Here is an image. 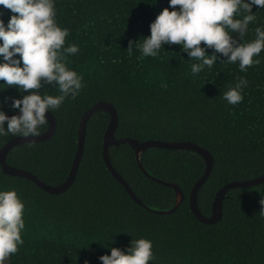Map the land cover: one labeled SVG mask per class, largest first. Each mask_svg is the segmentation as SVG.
Here are the masks:
<instances>
[{
  "label": "trees",
  "instance_id": "16d2710c",
  "mask_svg": "<svg viewBox=\"0 0 264 264\" xmlns=\"http://www.w3.org/2000/svg\"><path fill=\"white\" fill-rule=\"evenodd\" d=\"M166 6L168 0H55L57 22L69 28L65 46L78 45L76 53H65V63L82 76L83 86L52 111L56 121L52 135L15 144L6 153L7 163L45 183L61 184L77 152L81 116L104 100L117 110L116 137L192 141L211 152L213 166L198 191V205L205 215L211 214L216 192L226 183L262 174L264 49L258 54L260 62L247 71H241L238 63L223 62V54L218 53L217 62L196 74L190 66L197 61L177 43L165 44L156 57L141 56L136 44L129 54V40L142 41L149 35L150 22ZM251 11L255 19L249 22L245 41L254 38L257 26L264 29V8L254 5ZM11 14L0 6L5 23ZM240 14H245L243 9ZM232 35L242 39L239 33ZM205 51L212 54L214 49ZM240 77L247 81L242 100L228 104L223 93ZM3 87L0 98L9 100L0 108L6 113L19 110L10 107L11 97L31 91ZM44 87L58 94L54 86ZM46 120L37 134L48 129ZM109 121L105 109L91 114L75 179L61 192L50 193L28 177L4 172L0 165V189L15 188L25 203L23 244L5 264H84L85 260L102 264L98 257L110 247L126 250L132 239L142 236L152 241L154 260L147 264H264V216L259 213L264 181L230 188L221 219L205 223L194 214L189 200L205 172L202 154L151 146L141 153L146 171L176 183L184 193L175 210L156 212L174 206L175 188L146 175L129 143L110 145L113 166L145 205L133 199L104 160ZM18 135L0 136V149Z\"/></svg>",
  "mask_w": 264,
  "mask_h": 264
},
{
  "label": "clouds",
  "instance_id": "9594fccd",
  "mask_svg": "<svg viewBox=\"0 0 264 264\" xmlns=\"http://www.w3.org/2000/svg\"><path fill=\"white\" fill-rule=\"evenodd\" d=\"M254 5L264 8V0H168V6L150 22V34L139 43L130 39L127 50L131 54L136 44L141 56L156 57L162 46L177 43L197 61L190 66L192 74L211 67L219 59L218 53L223 54V62L238 63L241 71H247L248 66L260 62L258 54L264 49V29L260 26L255 28L253 39H243L249 22L255 19L251 11ZM0 6L12 13L6 23L0 16V90L4 85L15 86L21 93L31 90L10 98V107L19 109L18 114L8 115L0 108V136L36 135L47 123L46 109L52 112L83 86L82 76L65 63V53H76L78 45L65 46L69 28L57 22L55 0H0ZM240 9L245 13L242 16ZM232 33H239L242 39L237 41ZM209 47L214 49L212 54H206ZM49 84L58 94L47 91L44 86ZM246 85V79L240 77L223 98L228 104L240 102ZM7 100L0 98V104ZM259 203V213L264 216V196ZM24 209L15 188L0 189V264L23 244ZM98 259L102 264H147L154 260L152 241L143 236L132 239L126 250L110 247V252Z\"/></svg>",
  "mask_w": 264,
  "mask_h": 264
},
{
  "label": "water",
  "instance_id": "95a60500",
  "mask_svg": "<svg viewBox=\"0 0 264 264\" xmlns=\"http://www.w3.org/2000/svg\"><path fill=\"white\" fill-rule=\"evenodd\" d=\"M98 109H105L109 111L110 113V121L108 124V127L106 129L105 135H104V148H103V156L104 160L108 166V168L111 170L112 174L125 186L126 190L130 193V195L133 197L135 201L138 203L145 205V202L133 191L127 180L117 171V169L113 166L110 156H109V146L110 145H118L120 143H129L135 150V154L139 163V166L141 167L142 171L150 176L153 180L158 181L160 183L173 186L176 190V201L172 208L165 209V210H155L156 212L163 213V212H170L175 210L181 201L184 198V193L182 189L177 185L176 183L166 181L160 178H157L155 176L150 175L145 167L143 166V163L141 161V153L148 147L151 146H158V147H165V148H182V149H192L200 154L205 159L206 162V168L204 174L196 181L194 186L191 189V192L189 194V200H190V207L194 214L197 216L199 220L205 223H214L221 219L223 215V209H224V199L226 197L227 191L230 188L233 187H247L251 185L258 184L262 181H264V172L256 177L245 179V180H234L226 183L223 187H221L217 192L216 195L212 201L211 206V214L205 215L199 208L198 205V191L202 184L207 180V178L210 175L212 166H213V156L211 152L204 148L203 146L198 145L195 142L192 141H165V140H159V139H147L144 141H139L136 138H130V137H116L114 135L117 122H118V116H117V110L113 106L112 103L99 100L96 103H94L91 107L85 110L83 115L81 116V120L79 123V138H78V148L77 152L75 154L73 164L71 167V170L64 182L58 185H51L48 183H45L42 181L39 177H37L35 174H33L30 171H27L22 168H18L15 166L10 165L6 161V153L7 151L18 143H24V142H30V141H39L48 138L52 135L55 129V117L52 114L51 111L46 109V116L49 121V127L46 131L36 134V135H18L12 137L9 141H7L0 149V165L4 172L12 175H20L25 176L30 179H32L36 184H38L43 189L47 190L50 193H58L63 190H65L75 179L77 169L79 162L81 160V155L83 152V146H84V139H85V131H86V124L87 120L91 116V114L98 110ZM19 110H15L13 112L7 113L8 115L12 114H18Z\"/></svg>",
  "mask_w": 264,
  "mask_h": 264
}]
</instances>
